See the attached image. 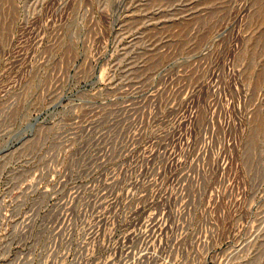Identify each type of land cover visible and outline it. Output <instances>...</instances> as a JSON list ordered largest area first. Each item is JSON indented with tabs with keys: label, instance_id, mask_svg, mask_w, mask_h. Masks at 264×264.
<instances>
[{
	"label": "rangeland",
	"instance_id": "rangeland-1",
	"mask_svg": "<svg viewBox=\"0 0 264 264\" xmlns=\"http://www.w3.org/2000/svg\"><path fill=\"white\" fill-rule=\"evenodd\" d=\"M0 264H264V0H0Z\"/></svg>",
	"mask_w": 264,
	"mask_h": 264
}]
</instances>
